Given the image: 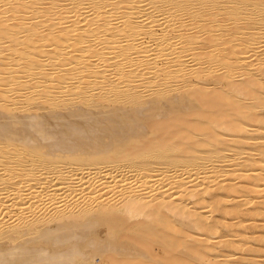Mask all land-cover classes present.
I'll return each instance as SVG.
<instances>
[{"label":"bare ground","instance_id":"bare-ground-1","mask_svg":"<svg viewBox=\"0 0 264 264\" xmlns=\"http://www.w3.org/2000/svg\"><path fill=\"white\" fill-rule=\"evenodd\" d=\"M262 1L244 5L237 0L246 7L239 11L240 3L238 7L225 0H0V264H96V257L100 264H197L205 252L201 242L215 249L214 245L233 240V236L225 239L230 235L214 240L216 235L201 226L203 218L195 216L194 199L191 205L186 197L191 199L198 191L208 195L214 188L220 192L222 185L233 196L236 183H241L238 191L253 189V193L258 187L259 194L264 190V150H260L264 143L257 147L264 136L247 142L243 135L232 140L225 134L234 147H226L223 137L226 144L218 138L204 149L198 148L199 143L173 139L178 134L176 122L189 124L187 116L193 113L213 115L210 110L222 103L231 106L230 115L228 110L217 115L224 118L225 132L264 131L262 115L258 117L249 104L241 110L244 104L235 102L231 94H245L243 82L231 81L237 69L256 71L252 66L259 65L254 61L264 53L259 40L254 43L264 35L259 31L264 25L259 23L258 29L254 25V31L249 25L264 18ZM222 2L226 11L220 8V12L225 14L210 15L208 9L214 11ZM206 11L213 18H204ZM226 14L235 24L230 23L234 27L229 32L240 33L239 38L233 33L231 37L235 34L237 39L231 41L239 43L242 38L245 44H234L244 48L235 49L230 40L220 37L230 45L222 44L221 50L215 42L223 31V36L228 35ZM214 24L222 32L219 28L220 33L214 32ZM192 29L194 34L188 35ZM199 32L207 37L202 45L196 43L206 44L201 53L204 61L199 51L190 53V46L187 53L188 44L184 46L201 41ZM243 32L247 41L243 35L240 38ZM217 44L220 49L216 48L214 59L210 55ZM209 58L215 63L210 64ZM214 81L222 88L212 89ZM210 82L212 88L206 85ZM237 112L244 118L231 117ZM221 142L224 148H218ZM210 196L203 200L215 205ZM261 196L256 201L263 200ZM241 198L238 202L246 206ZM192 217L201 235L181 228L182 219ZM216 218L222 221L223 216ZM224 219L236 224L238 216L231 223ZM248 223L256 227L255 222ZM220 258L219 264L228 263Z\"/></svg>","mask_w":264,"mask_h":264},{"label":"rangeland","instance_id":"rangeland-1","mask_svg":"<svg viewBox=\"0 0 264 264\" xmlns=\"http://www.w3.org/2000/svg\"><path fill=\"white\" fill-rule=\"evenodd\" d=\"M194 1V0H193ZM237 0H234L233 2H232V0H225V3H227V2H231V3H233V4H236V3H238V2H236ZM239 1V0H238ZM242 1V0H241ZM249 2L251 1V0H248ZM247 0H243V4H244V2L245 3H248L249 4V2H248ZM236 2V3H235ZM262 2H264V0L262 1ZM225 3L224 2H222V4H218L216 7H214L213 9H214V11L213 10H211L210 11V9H208V11L209 12H211V13H209L208 11H206V15H205V17L204 18H207L208 16H210V15H212V12H213V14L214 15H216L215 17H217V18H220L221 16H223V14H225V12L223 11V12H220L221 11V9L222 8H226V6L224 7V5H225ZM240 3V2H239ZM239 3L237 4V6L239 7ZM242 3H240L241 4V8L239 7V11L242 9L243 11H244V9L246 8V7H244L243 8V6L245 5H243L242 6ZM228 4V3H227ZM226 4V5H227ZM247 4V5H248ZM229 5V4H228ZM261 7H263L264 6V3H261ZM219 9L218 11L220 12V14L218 15L216 12V10L217 9ZM221 8V9H220ZM223 10V9H222ZM241 10V11H242ZM225 11H226V9H225ZM216 14H215V13ZM218 12V13H219ZM207 13H209V14H207ZM223 13V14H222ZM225 16H227V17H225V18H227L226 20H225V18H223L222 17V19L223 20H225V21H223V23H224V26L226 27V23H228L230 26L228 27L227 26V29L225 30L224 29V27H223V25H222V21L221 22H219V23H217V24H220V27H222L221 29H224L226 32H227V34L228 35H226V37H228V38H226L225 36H223L224 34H226L224 31L222 32L221 31V29L219 28V30L222 32V34L219 36H217V38L218 39H216V40H218V41H215L216 43H219V45L221 46V50L223 49V48H225V45L226 46H230L231 45V43H233V41H231V39H237V37L239 38V34L240 33H237L236 31L234 32L233 31V33H236V35H238L237 37H236V35L234 34V38L233 37H231L232 35H233V33L232 32H229V31H231L232 29H230V28H232V27H234L233 25H235V24H233L234 23V21H232L231 19H228V15L226 14ZM211 17V16H210ZM210 17H208V18H210ZM264 17V16H263ZM211 18H213V17H211ZM188 19V18H187ZM230 20V22H228ZM261 22H260V21ZM263 20H264V18H261V19H258L257 21H258V23H254V24H249L250 25V27L252 28V30L251 31H254V29L255 30H257L258 28H259V26H260V28H261V25L263 26L264 25V23H262L263 22ZM256 21V22H257ZM185 22H187V20L185 21ZM188 22L190 23V21H189V19H188ZM188 22H187V24H188ZM231 22H233V23H231ZM244 22V24H245V20H241L240 21V23H243ZM233 24V25H231V24ZM239 23V24H240ZM261 25H260V24ZM243 24V25H244ZM215 25V24H214ZM242 25V24H241ZM248 24H247V26H249ZM254 25H256L257 26V29L255 28L256 26H254ZM259 25V26H258ZM246 26V25H245ZM189 27V26H188ZM191 27V26H190ZM215 27V30H214V32L216 31V32H218V33H220V31H218V28H217V25H215L214 26ZM254 27V28H253ZM193 29H195V28H193ZM188 30V35H190L191 33H190V31L192 32V35L194 34V30ZM229 29V30H228ZM236 29V28H235ZM234 28H233V30H235ZM237 31H238V29H236ZM245 30V29H244ZM244 30H242V31H244ZM248 30V29H247ZM263 31L264 32V30H263V28H261L259 31ZM249 31V30H248ZM213 32V33H214ZM246 32V31H245ZM204 32H202L201 34H200V32H199V34H197V37L200 35V38L202 39L201 41H200V39H196V42H193V43H195V45H193V43H191L192 45H190L189 43H184V46L186 45V44H188L187 46H188V48H187V46L185 47V49L187 48L188 50L186 51L187 53L189 52V49H190V46H191V51H190V53H192L193 52V50H194V52H193V54L195 55L196 53H197V51H199L200 52V54L201 53H203V51L205 52V50L204 49H206V44H203L204 45V47L203 46H198L197 44H199V45H202V43H204V42H206L207 41V37L205 36L204 37V39H203V37H201L202 36V34H203ZM218 33H216V34H218ZM230 33V34H229ZM232 33V34H231ZM247 34V33H246ZM245 34V35H246ZM262 34V33H261ZM260 34V35H261ZM264 34V33H263ZM191 35V36H192ZM204 35H206V33H204L203 34V36ZM208 35V34H207ZM242 35L244 36V32L240 35V38L242 37ZM191 36H188V37H190L191 38ZM247 36V35H246ZM246 36H244L245 38H246ZM193 37V36H192ZM220 37H222V39L224 40V39H226V40H230V45H229V43H223L222 41H221V38ZM236 37V38H235ZM248 37V36H247ZM263 37H264V35H261V36H259V38H261V39H254V41H256V42H254V43H257V41L259 40V41H262V40H264L263 39ZM195 38V37H194ZM199 38V37H198ZM244 38V39H245ZM252 38V37H251ZM193 40V39H192ZM246 41H247V38L245 39ZM248 40H249V38H248ZM199 41V42H198ZM239 41H240V39H239ZM258 41V45H260V46H258V47H260V48H264V42H262V43H260ZM235 42H237V44L239 45V44H245L244 42L242 43V38H241V42H239L238 43V40L236 41H234V43ZM197 43V44H196ZM221 43V44H220ZM232 44V46L234 45V46H236L235 47V49H241V48H244V46L243 45H240L241 47L239 48V46H237V45H235V44ZM222 44H225V45H222ZM262 44V45H261ZM180 45H183V44H180ZM218 45V44H217ZM217 45H216V47H215V49L213 50V52H211V53H213V54H211L210 56H212L213 58H214V56L213 55H215L216 57H217V55H218V53H216L215 52V50H216V48L218 49L220 46L218 45V47H217ZM256 45V46H255ZM254 45V47H252V48H256L257 47V44H255ZM184 46H183V48H184ZM193 46V47H192ZM194 46H198L197 47V49L195 50V49H192V48H196V47H194ZM223 46V47H222ZM252 46H253V44H252ZM200 47V48H199ZM203 48V50H202V48ZM213 47V48H214ZM260 48H258L259 50H261ZM199 49V50H198ZM220 49V48H219ZM253 49V50H254ZM257 49V50H258ZM201 50V51H200ZM244 50V49H243ZM250 50V49H249ZM253 50H250L251 51V53L253 52ZM256 50V49H255ZM264 49H262L260 52H262ZM199 52H198V56H202L203 57V54H199ZM219 52V51H218ZM189 53V54H190ZM217 55H216V54ZM250 53V52H249ZM249 53L247 52L246 54H248L249 55ZM189 54H186L187 55V58H189L190 56H191V54L189 55ZM189 55V56H188ZM202 57H201V59H200V61H204L203 59H202ZM215 57V58H216ZM253 57V56H252ZM262 57H264V53H263V55L258 59V60H256V61H254L255 63H257L256 65H259V66H252L253 68L255 67H257V69H255L256 71H254V70H252V72H254L253 74H255L254 76H256V77H254L252 74L251 75H249L250 73H252L250 70H246V71H243V70H245V69H237V70H239V73L237 72L236 73V71L237 70H235L234 71V74L236 73L237 75H238V77L236 76V74H235V76H234V74H233V76H234V78L232 77V80L231 81H233V80H235V81H237V82H243L244 83V85H245V90H244V93L245 94H242V95H244V98L242 97V95H240V97H239V94H235V93H231L232 95H234V97H233V99L235 100V102H237V103H242V108H241V110H243V111H245V110H247V107H246V104H249L248 106H250V108H251V110H253V112L258 116V117H260V115H262L260 118H262V119H264V111H263V109H264V75H262V74H264L262 71H264V69H262L263 67H264V61H262ZM191 58V57H190ZM214 58V59H215ZM255 59V58H254ZM264 59V58H263ZM209 60H210V64H212L214 61H212L210 58H209ZM205 61H207V60H205ZM258 61H261V64H259V62ZM212 62V63H211ZM215 63V62H214ZM263 64V65H262ZM259 67V68H258ZM249 68V67H248ZM218 69V68H217ZM250 69H252V68H250ZM261 69H262V71H261ZM220 70H224V69H220ZM220 70H217L218 72L220 71ZM242 71V72H241ZM250 71V72H249ZM260 71V72H259ZM217 72V73H218ZM221 72V71H220ZM219 72V73H220ZM259 72V73H258ZM246 73V75H248V76H245L244 74ZM240 74V75H239ZM244 75L245 76V79H242V77H244V76H241V75ZM259 76V77H258ZM239 77H241V79H239ZM237 78V79H236ZM258 78H259V80H260V83H259V80H258ZM256 79V80H255ZM219 81V82H218ZM218 81H214V88H212L213 86V84L210 82V83H208V84H206L207 86H211V88L212 89H215V88H222L221 86L223 85V82L222 81H220V80H218ZM216 82H218V83H221V84H218V86H216L215 87V83ZM254 83V84H253ZM212 84V85H211ZM205 85V86H206ZM219 85H221V86H219ZM251 85H253L254 87H252ZM224 86V85H223ZM257 87V88H256ZM206 88V87H205ZM210 88L209 87H207V91H210L209 90ZM256 91V92H255ZM259 92V93H258ZM261 95V96H260ZM246 96H247V98H246ZM254 96H256V97H254ZM237 97V98H236ZM241 99V100H240ZM263 99V100H262ZM252 100H255V101H252ZM250 101H252V102H249ZM220 105V107H218V106H215L214 108H212V110H210V112H214V114L213 115H211V113H209V115H208V113L206 112V114H201L202 116H200L199 114H191V115H188L187 116V122H189V124H186V121H184V122H181V121H178V125H177V122H176V129H177V132H178V134H176V132H175V138L173 139V140H175V141H179V140H181V142H182V144H188V143H192V144H197V143H199V147L198 148H200V149H204V148H206V147H210L211 146V142L212 141H215V140H217L218 138H222V141H223V143L224 144H226L225 146L227 147V145H231L232 147H234L235 146V143L233 142L232 144H231V142H232V140H233V138H238V139H240L241 137L240 136H245L246 137V139L247 140H245V141H247V142H251L253 139H255V140H259V136L260 135H262V136H264V131H261L260 133L258 132V131H256V134L253 132V131H250V132H246V133H242L241 132V130H229V131H227V132H225V130H224V127H223V124H224V121H223V117H218L217 115H219L218 113H220V112H222V110L223 111H227V113L230 115L231 114V109L229 108V107H231V106H228V105H226V104H219ZM225 105V106H224ZM222 106H224V107H222ZM263 107V108H262ZM259 108H261L260 110H258ZM256 109V110H255ZM233 115H235V116H231L232 118H235V119H237V118H239L240 120L241 119H243L244 118V115L243 114H240V113H232ZM160 117V116H159ZM195 117V118H194ZM196 117H199L198 119L196 118ZM158 119H161V118H158ZM181 120H182V118H180ZM193 122H192V121ZM234 121V120H233ZM181 122V123H180ZM196 122L197 123H201V125H200V123L197 125L196 124ZM203 122V123H202ZM186 125H185V124ZM191 123V124H190ZM179 126V128H177ZM219 126V128H217ZM240 126H242V125H240ZM181 127H183L182 129H186L185 131V133H184V131L181 129ZM181 131H180V130ZM180 131V134H179V131ZM224 130V131H223ZM187 131H188V133L190 132V134H188L187 133ZM182 132V133H181ZM230 132V133H229ZM252 132V133H251ZM257 132H258V134H257ZM218 133H220V134H218ZM225 134H226V136H230V137H232V140H228L227 141V139L225 138L226 136H225ZM247 134V135H246ZM185 135H187L186 137H185ZM194 135V136H193ZM211 135H212V137H211ZM257 135V136H256ZM198 136H200L199 138H198ZM248 136V137H247ZM189 137V138H188ZM226 139V143H225V141H224V138ZM251 137V138H250ZM254 137V138H253ZM178 138V139H177ZM183 138V139H182ZM206 138V139H205ZM213 138V139H212ZM230 139V138H229ZM249 139L251 140V141H249ZM173 140H171V141H173ZM197 140H199V141H197ZM200 140H201V142H203L204 141V143H200ZM263 140H264V138H263ZM245 141H244V143H245ZM262 140H260L259 142H261ZM206 142V143H205ZM170 143V142H169ZM222 142L221 143H218V148H224L225 146H219V145H224ZM264 142H261V144H259L258 146L259 147H257V149L258 148H260V145H262ZM234 144V145H233ZM230 146V147H231ZM245 146V148H246V144L244 145ZM196 147H197V145H196ZM202 147V148H201ZM229 147V146H228ZM229 147V148H230ZM231 147V148H232ZM262 147H264V144H263V146H261V148H260V150H264V148H262ZM246 150H247V148H246ZM256 150H254L253 151V153L255 152ZM230 153H232V152H230ZM249 153H251V155L253 156V153H252V151H249ZM177 154H181V151H179ZM198 154V153H197ZM250 155V154H249ZM250 155V158H252V156ZM255 155V154H254ZM204 156V155H203ZM242 156V155H241ZM249 157V156H248ZM257 157V156H256ZM255 156L253 157V158H256ZM201 160V159H200ZM238 160V159H237ZM203 161H205V159H203ZM238 161H241V159H239ZM253 162H256V161H251V163H253ZM232 173V172H231ZM230 173V174H231ZM231 175H233V174H231ZM197 182H199V181H197ZM196 182V183H197ZM227 182V181H226ZM225 182V183H226ZM224 183V184H225ZM230 183V182H229ZM232 183V182H231ZM237 184V185H236ZM235 184V186L233 187L234 189H236V192H234V193H236L237 195H238V193L237 192H241L238 196L239 197H237L234 193H233V196H231L232 195V192H228L225 188H226V186H224V185H222L221 187H222V190H220V192H219V189H217L218 191H216V190H211L210 191V193H208V195H207V193H204L203 195H201V194H198L200 191H196L197 193H195L194 194V197L192 198V197H190L191 199H189V197L187 198L186 197V201L187 202H190V204L192 203L191 201L193 200V206H191L192 208H195L194 209V211L195 210H199L200 209V211H201V209L203 208L204 210H207V209H211L212 210V207H213V213H212V211L211 210H209L210 212H200V211H198L197 210V213H196V211H195V216L196 217H199V216H201L203 219V223H202V225L201 226H204L205 228H209L210 230H211V232H213V236L214 235H216L215 237H213V239L214 238H216V240H217V238H219L218 240L220 241V240H222V239H220V237H221V235L222 236H225V237H228L229 235V238H225V239H230L231 240V237L233 236V240H231V241H227V243H225V244H227V245H219V244H216V245H214L215 244V242H214V246H215V249H212L211 247H212V245H211V243H207V241L206 242H201L202 244H201V247L204 249V253L202 254V256H199L198 257V260H197V264H204L205 263V260H210V263H208L207 261H206V264H219L220 262H221V258L220 257H224V258H222V260L223 259H225L226 261H228V263L227 264H232L233 262H234V264H248L247 262H249V261H251L253 264H256V260H257V264H258V262H259V264L263 261L264 262V226H259V225H261V223H262V225H264V212H262V211H264V208H263V206L261 205L260 206V204H264V203H261V202H264L263 200V198H262V196L261 197H259L260 199H263V200H260L259 202L258 201H256L257 200V198H258V196H260V193L262 194L263 193V195H264V192H261V191H264V190H261L260 191V193L258 194V193H255V191L258 189V187H257V189H254V192L252 193V191H253V189H249V187H248V189L251 191H249V192H247V191H245V192H242V191H238V186H240V184H238V183H236ZM157 185V187H159L161 184H156ZM262 185H264V183H262ZM156 187V186H155ZM221 187H219V188H221ZM223 187H225V188H223ZM261 188H262V186H260ZM259 187V188H260ZM256 188V187H255ZM264 188V187H263ZM247 189V190H248ZM192 191V190H191ZM219 194V193H222L223 194V196H226V193H228V194H230L229 195V197H228V200H226L227 199V196H226V198L225 197H223V198H225V201H223L224 199H222V197L220 196V195H216L217 193ZM223 191H224V193H223ZM226 192V193H225ZM258 192H259V190H258ZM200 193H202V192H200ZM248 193V194H247ZM255 193V194H254ZM205 194L208 196H205ZM209 194L211 195L210 196V198L212 197V200L213 201H215V205L213 204V203H211V202H209V201H207V199L208 200H210L209 199ZM215 194V195H214ZM251 194H253L254 195V197H253V195H251ZM242 195H243V198H244V196H245V200L243 201V199L241 198L242 197ZM187 196V195H186ZM196 196H199V197H197L196 198ZM201 196H204L203 198L201 197ZM218 196H220L221 198H220V200H218ZM235 196L238 198V199H235ZM241 196V197H240ZM201 197V198H200ZM207 198V199H205V200H203L204 198ZM215 197V198H214ZM256 197V198H255ZM217 198V199H216ZM232 198V199H231ZM239 198H241V200L244 202V203H246L245 205L246 206H244V204L243 203H239L238 201L240 200ZM247 198V199H246ZM216 199V200H215ZM222 199V200H221ZM251 200V202H250V205L248 204L249 202H247L248 200ZM198 201V203H199V201H200V203H199V205L200 206H198V204H197V207H196V205L194 204V203H196L197 201ZM203 200V201H202ZM231 200V201H230ZM235 200H237V202H234ZM217 201V202H216ZM218 201H219V203H218ZM242 201H240V202H242ZM253 201V202H252ZM256 201V202H255ZM202 202H207V203H209L208 205H206L205 206V204L204 203H202ZM252 203H256V204H258V205H252ZM231 204V205H230ZM238 204V205H237ZM241 204H243V206L241 207ZM204 205V206H203ZM223 205H224V207H223ZM228 205V206H227ZM203 206V207H202ZM207 206H209V208L207 207ZM231 207V208H234L233 209V211H231L230 209V212H232V214H230V212H229V210H226V208L228 209V207ZM233 206V207H232ZM239 206V207H238ZM205 207L207 208V209H205ZM237 207V208H236ZM246 207H249V208H246ZM258 207V208H257ZM259 207H261V208H259ZM223 208H225V210L223 209ZM252 208H254L253 210H250V209H252ZM202 209V210H203ZM261 210V212H260V210ZM203 210V211H204ZM218 210V211H217ZM219 210H223V212H219ZM234 210H235V212H236V214L235 213H233L234 212ZM249 211V213H248V211ZM208 211V210H207ZM217 211V212H216ZM243 211H245V213L243 212ZM246 211H247V213H246ZM258 211V212H257ZM217 214H216V213ZM227 212H228V217H227ZM253 212V213H252ZM255 212V213H254ZM256 212L257 213H262V215L261 214H259V216H257L258 214H256ZM201 213H205V216L203 215H201ZM210 213V214H209ZM211 213H212V215H213V217L214 216H216V217H218V216H220V217H222L223 216V219L225 218H227L229 221H227V223L228 222H235V220H237L236 218H237V216H238V220H237V222L239 221V224L236 222V224L234 223V224H226V222L224 223L223 222V219H221L222 221H219V220H217V218L215 217V218H209V216L211 217ZM256 216H255V215ZM207 215V216H206ZM209 215V216H208ZM225 215H226V217H225ZM230 215V216H229ZM242 215H244V217L242 216ZM233 216V217H232ZM246 216V217H245ZM254 216V217H253ZM208 217V218H207ZM193 218H195V217H192V219L191 218H183L182 219V221H183V223L181 224V228L183 229V230H186V233L187 234H190V235H193V234H195L196 233V235H201V231L192 223V220H193ZM208 220H207V219ZM254 218V219H253ZM210 219H213V221L212 220H210ZM225 219H224V221H225ZM233 219H235V220H233ZM253 219V220H252ZM258 219V220H257ZM246 220H248L249 222L251 221V222H255V226L256 227H251V226H254L252 223V225H250L249 223H248V221H246ZM255 220V221H254ZM210 221V222H209ZM241 221H242V223H241ZM243 221H245V222H243ZM259 221V222H258ZM262 221V222H261ZM213 222V223H212ZM214 222H215V226H216V228H215V226H214V228L212 229V225H214ZM256 222H258V224L256 223ZM209 223V224H208ZM210 223L212 224V225H210ZM207 224V225H206ZM220 224V225H219ZM245 224H247V225H245ZM210 225V226H209ZM227 225V226H226ZM233 225V226H232ZM212 226V227H211ZM220 226H221V228H220ZM227 228H226V227ZM219 227V228H218ZM232 227H234V229H232ZM236 228V229H235ZM245 228V229H244ZM249 228V229H248ZM259 228V229H258ZM242 229H243V231L245 232H242ZM214 230H216V232L214 231ZM238 230V231H237ZM240 230V231H239ZM249 230H250V232H249ZM225 231V232H224ZM237 231V232H236ZM192 232V233H191ZM228 232H229V234H228ZM254 232H256V234L254 233ZM224 233V234H223ZM242 233H244L245 235H241ZM248 233L250 234V233H252L253 235H248ZM239 234H240V236H239ZM246 234H247V236L248 237H246ZM254 234H255V236H254ZM260 234V235H259ZM260 237H259V236ZM194 236V235H193ZM236 236V237H235ZM249 236H250V238H249ZM253 236L254 237H256V236H258L259 238H253ZM195 237H197V236H195ZM234 237H235V239H239V241L237 240H235L234 239ZM200 238V237H199ZM221 238H224V237H221ZM202 239V238H201ZM252 239V240H251ZM215 240V239H214ZM217 240V241H218ZM224 240V239H223ZM222 240V241H223ZM242 240V243H240V241ZM254 240V241H253ZM257 240V241H256ZM226 241V240H225ZM233 241H235V242H238V243H235V242H233ZM230 242V243H229ZM246 243V244H245ZM252 243V244H251ZM234 244V245H233ZM238 244H239V246H238ZM248 244H251V245H248ZM209 245V246H211V247H207V246ZM233 245V246H232ZM240 245H242V246H240ZM224 246V247H223ZM230 246H232V247H230ZM236 246V247H235ZM255 246H257V248L255 247ZM220 247V248H219ZM228 247V248H227ZM248 247H253V248H248ZM259 247V248H258ZM227 249V250H226ZM237 249V250H236ZM246 249V250H245ZM259 249V250H258ZM224 251V252H226L225 254H223L222 252V256H221V253L219 252V251ZM239 250V251H238ZM250 250V251H249ZM252 250H256V253L254 252V254L253 253H250V252H253ZM231 252V253H230ZM244 252V253H243ZM246 252V253H245ZM257 252H258V254H257ZM233 253V254H232ZM242 253V254H241ZM235 254V255H234ZM239 254H241V255H239ZM244 254V255H243ZM207 255V256H206ZM234 255V256H233ZM238 255V256H237ZM250 255V256H249ZM251 255H255V256H251ZM259 255V256H258ZM211 256V257H210ZM227 256H228V258H227ZM229 256H231V257H229ZM236 256V257H235ZM205 259V260H203L202 261V259ZM235 259H234V258ZM245 257V258H244ZM248 258V260H247V258ZM254 257V258H253ZM257 257H258V259H257ZM212 258V259H211ZM219 258V259H218ZM236 258H238L239 260H236ZM251 258H253V260H254V262L251 260ZM255 258H256V260H255ZM229 259H233V261L232 260H229ZM244 259H246L245 261H243ZM218 260H220V262L218 261ZM216 261H218V263L216 262ZM100 262V260H99V258H97L96 257V260H95V262L94 263H96V264H100L99 263ZM262 262V263H263ZM250 263V262H249ZM261 263V264H262Z\"/></svg>","mask_w":264,"mask_h":264}]
</instances>
